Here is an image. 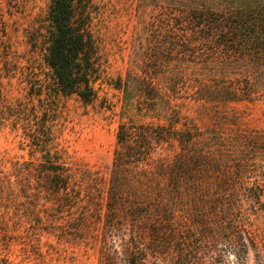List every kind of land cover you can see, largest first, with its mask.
Segmentation results:
<instances>
[{
  "label": "rangeland",
  "instance_id": "1",
  "mask_svg": "<svg viewBox=\"0 0 264 264\" xmlns=\"http://www.w3.org/2000/svg\"><path fill=\"white\" fill-rule=\"evenodd\" d=\"M92 1L96 93L85 102L54 90L42 57L50 0H0V264H124L121 254L101 257L104 247L120 249L118 239L104 244L101 236L106 206L100 221L56 209L43 181L51 162L106 181L122 122L190 129L202 154L195 185L184 180L170 194L161 182L151 194L130 196L150 199L128 218L146 264H261L264 90L254 83L253 93L231 92L245 68L196 43L184 18L197 0ZM164 18L173 19L171 34L162 31ZM161 152L167 161L171 154Z\"/></svg>",
  "mask_w": 264,
  "mask_h": 264
},
{
  "label": "trees",
  "instance_id": "2",
  "mask_svg": "<svg viewBox=\"0 0 264 264\" xmlns=\"http://www.w3.org/2000/svg\"><path fill=\"white\" fill-rule=\"evenodd\" d=\"M197 1L198 6L191 7L184 18L200 36L196 43L212 46L214 52L220 51V57L230 60V64L241 63L245 68L244 78L236 80L231 92L253 93L254 83H259L263 91L264 4L246 0L238 7H215ZM94 10L92 0H50L45 15L46 32L41 33L42 57L52 70L54 90L77 93L85 102L93 100L96 93L91 80L98 50V40L91 29ZM172 20L163 19L162 31L172 33L169 28ZM170 40L165 41V45L171 43ZM37 42L36 35L30 43L36 46ZM116 140L112 172L106 181L87 169H71L51 162L50 175H45L43 180L45 190L55 199L56 209H79L82 219L92 215L100 221L102 207L106 206L101 236L104 244L108 238L118 239L120 249L115 248L110 253L104 247L101 257L121 254L124 264H146L139 249L132 246L130 237L136 234L128 218L133 206L143 207L150 199L130 196L134 192L151 194L158 190L161 182L170 194L177 193L184 180L195 185V157L202 154L194 150L196 134L173 124L122 122ZM159 150L169 152L170 161H166ZM139 214L145 212L141 210ZM261 264H264V256Z\"/></svg>",
  "mask_w": 264,
  "mask_h": 264
}]
</instances>
